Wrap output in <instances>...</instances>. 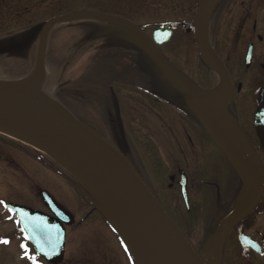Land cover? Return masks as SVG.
I'll use <instances>...</instances> for the list:
<instances>
[{
  "label": "flooded vegetation",
  "instance_id": "1",
  "mask_svg": "<svg viewBox=\"0 0 264 264\" xmlns=\"http://www.w3.org/2000/svg\"><path fill=\"white\" fill-rule=\"evenodd\" d=\"M200 2L0 0V73L11 75L6 80L16 82V72L13 74L16 60L29 49L34 50V42L46 24L61 17L77 19L74 17L78 14H85L79 13L83 8L99 9L98 14L102 15L93 14L95 21L110 25L93 23L95 36L128 39L136 32L129 29L133 26L152 42L155 31H170L168 42L153 46L172 66L175 61L174 68L179 69L169 87L171 91L168 93L164 88L167 73L159 70L161 83L155 107L146 106L145 99L137 97L142 99V119L137 120L140 125L135 120L132 122L136 112L127 108L130 116L132 113L131 127L127 129L140 132L142 139L152 140L164 156V195L162 200L158 199L173 217L178 214L180 201L171 207L167 198L171 194L175 197L173 200L178 197L180 200L179 182L185 177L188 204L186 207L182 201L185 213L199 216L192 223L204 227L202 232H191L192 238H189L200 253L208 251L215 239L218 241L222 227L228 224L219 264H264V142L255 128L264 103V0H214L208 8L202 30L229 82L213 97L201 95L218 88L219 76L196 46L195 20ZM80 24L67 25L66 32L74 33L76 29L80 32ZM143 51L149 54L146 49ZM248 51L250 58L246 63ZM112 54H115L112 46L93 53V65L106 63L104 58ZM126 58L127 54L123 59L126 61ZM131 61L129 58L127 64H122L123 72L116 74L126 75L128 69L132 70ZM71 66L70 61L63 64L58 82L70 75L74 70ZM155 66L161 67L158 62ZM113 80L119 86L118 83L122 82L123 86L128 82L127 76L126 81L120 77ZM115 103L114 132L116 128L126 129L117 118L120 111ZM148 117L156 118V124ZM204 120L231 152L218 143ZM254 187L257 190L252 194ZM245 241L249 247L242 245Z\"/></svg>",
  "mask_w": 264,
  "mask_h": 264
},
{
  "label": "rangeland",
  "instance_id": "2",
  "mask_svg": "<svg viewBox=\"0 0 264 264\" xmlns=\"http://www.w3.org/2000/svg\"><path fill=\"white\" fill-rule=\"evenodd\" d=\"M79 11V13L95 15L100 12L96 8H83ZM95 20L73 19L42 30L35 42L33 41L34 50L29 49L20 60H16V70H13V74L16 72V82L12 81V85L6 80L11 75L0 73L2 78L0 94H17L20 90L22 94V90L27 89L34 95L30 106L60 116L77 118L83 125L111 141L113 131L110 127L114 118V102H116L122 125L126 128L116 142L138 164L137 171L144 177L154 194L162 200L164 195L162 167L166 165L162 158L164 156L160 155L152 140L142 139L141 136L138 137L136 130L127 129L131 127L132 118V113L130 116L127 108H133L136 112L132 121L134 122L142 119L144 111L141 107L142 99H145L146 106L155 107L154 101L159 98L157 87L153 86L155 82L151 85L147 81L151 74H155V68L145 62L147 53L140 49L143 46L139 39L132 37L122 39L112 35L107 38L103 35L95 36L93 23H100L103 27L109 25L105 21ZM70 24H80L81 31L77 32L76 29L74 33H67V25ZM44 40L45 76L39 68V45ZM109 46H112L115 54L106 56L104 58L106 63L95 62L94 66L93 53L103 52ZM136 47L139 51L135 49ZM126 54L125 61L123 58ZM129 58L132 60L130 66L132 70L128 69L126 75L123 73L118 76L116 73L123 72L124 67L122 68L121 65L127 64ZM68 61L70 66L73 65L71 68L74 70L63 81L58 82L61 68ZM172 67H176L175 61ZM174 69L176 72L179 71L178 68ZM126 76L128 82L124 83L125 85L122 86V82L118 83L121 84L120 86L114 85L113 79L120 77L125 80ZM65 81L67 83L61 88L60 85ZM163 82L172 87L167 77ZM156 83L160 84L158 80ZM110 90L114 92L112 95L115 96V101H112L114 97L111 98ZM135 97L143 98L137 100ZM148 118L156 124V118ZM170 149L174 147L170 146ZM39 154L40 152L28 145L0 134V202H2L0 203V264H32L28 259L29 255L36 258L37 264H46L37 258L30 245L24 242L22 233L17 230V221L15 227L13 218L4 208L6 203L11 202L48 213L42 203L40 192L48 193L75 219L74 225L66 227L65 250L60 264H131V255L136 257L138 264H154L148 255L143 254L139 243L123 223L105 210L101 200L84 182L61 164H56L52 159L49 161ZM220 166L224 167L223 164ZM173 199L175 197L171 194L167 198L171 207L176 201H180V209L174 217L177 218L186 235L192 238L191 232L193 234L202 232L203 224L196 227L192 223V220L196 221L199 216L185 213L181 198ZM22 244L27 248V255L25 249L21 248Z\"/></svg>",
  "mask_w": 264,
  "mask_h": 264
},
{
  "label": "water",
  "instance_id": "3",
  "mask_svg": "<svg viewBox=\"0 0 264 264\" xmlns=\"http://www.w3.org/2000/svg\"><path fill=\"white\" fill-rule=\"evenodd\" d=\"M213 0H202L195 20V42L207 62L220 76V84L213 91L201 92L213 97L227 85V75L202 34L204 13ZM66 17L54 19L46 27ZM132 28V27H131ZM168 30L154 33L156 45L169 41ZM157 59L170 69L167 62L153 49ZM250 58V51H249ZM40 68L44 74V51H40ZM210 133L222 147L229 151L225 141L205 122ZM255 128L264 142V105L258 115ZM0 134L27 143L91 180L115 205V210H129L136 219L142 235L160 247L172 264H219L220 248L227 225L220 233L216 255L212 258L198 253L188 237L162 206L151 189L136 173L130 162L114 147L74 119L46 112L0 95ZM231 152V151H229ZM182 196L187 204L186 179L180 183ZM257 190V187H256ZM49 214L35 211L18 204H7L15 214L25 239L32 245L36 255L49 264H60L64 256L65 229L72 226L73 216L62 208L49 194L40 193Z\"/></svg>",
  "mask_w": 264,
  "mask_h": 264
},
{
  "label": "bare ground",
  "instance_id": "4",
  "mask_svg": "<svg viewBox=\"0 0 264 264\" xmlns=\"http://www.w3.org/2000/svg\"><path fill=\"white\" fill-rule=\"evenodd\" d=\"M138 39L141 42H146V40L142 37L141 38L138 37ZM20 91L17 94L1 93L3 95L1 94L0 95L10 99H15V100L17 99L21 103L30 106L32 104L34 95L27 89H23L22 90L23 92H21L22 94H20ZM66 168L69 172L71 173L73 172L75 174V177L79 178L82 182H84L85 185L90 189V191L94 193L96 197H98L101 200V203L103 204L107 212H110L111 214L116 216L123 223L124 227L133 235L136 242L139 243L140 245L139 248L142 249L143 254H145L146 256L148 255L154 264H172L168 259V257L162 252L160 247H156L152 241L147 239L146 236L142 235L138 225L136 224L137 223L136 219L129 212V210H124L122 208L120 211H116L114 203H112V201H109L110 198L108 200L106 197L103 196L104 193L101 190H98V186L96 184H94L91 180H88L85 177H83V175H81L80 173L74 172L69 167ZM248 185L249 187L252 186V182L249 179H248ZM216 245H217V239L213 241L209 249L211 256L213 255Z\"/></svg>",
  "mask_w": 264,
  "mask_h": 264
},
{
  "label": "snow or ice",
  "instance_id": "5",
  "mask_svg": "<svg viewBox=\"0 0 264 264\" xmlns=\"http://www.w3.org/2000/svg\"><path fill=\"white\" fill-rule=\"evenodd\" d=\"M0 203H2V202H0ZM9 210L11 211V209H9ZM21 231H24V229H21ZM21 248H24L25 249V253L27 255V248H26V246L22 244L21 245ZM28 259H30L32 261V264H37L35 257L29 255L28 256Z\"/></svg>",
  "mask_w": 264,
  "mask_h": 264
},
{
  "label": "trees",
  "instance_id": "6",
  "mask_svg": "<svg viewBox=\"0 0 264 264\" xmlns=\"http://www.w3.org/2000/svg\"><path fill=\"white\" fill-rule=\"evenodd\" d=\"M47 159V158H46Z\"/></svg>",
  "mask_w": 264,
  "mask_h": 264
}]
</instances>
